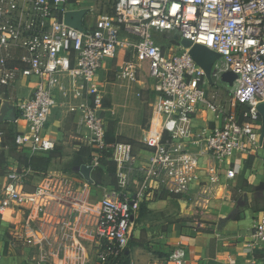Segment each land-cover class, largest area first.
I'll return each mask as SVG.
<instances>
[{
	"label": "built area",
	"instance_id": "obj_1",
	"mask_svg": "<svg viewBox=\"0 0 264 264\" xmlns=\"http://www.w3.org/2000/svg\"><path fill=\"white\" fill-rule=\"evenodd\" d=\"M85 2L0 0V107H17L26 122V131L15 137L22 151L48 154L56 149V141L46 133L58 105L56 94L73 93L81 101V125L89 132L81 143L104 149L109 146L108 129L99 113L97 74L105 62L128 51L129 58L116 67L117 76L128 84H146L138 79L144 73L148 89L156 94L140 154L131 143L109 146L117 185L103 188L95 206L68 200L72 191L62 193L53 187L28 192L31 170L12 169L0 196V215L10 203L42 210L50 200L72 214L90 212L96 218L97 262L105 264L128 251L141 205L151 197L188 196L200 209L210 203L222 173L216 165L203 168L202 158L223 164L236 154L262 148L258 106L264 104V0H116L97 12ZM80 10L87 12L82 30L65 19L67 13ZM92 14L89 20L87 15ZM156 32L169 36L171 44L158 40ZM184 40L219 55L212 83L192 58L191 48L182 47ZM228 72L237 80L228 87L231 103L224 108L218 87ZM24 79H35L28 98L17 94V83ZM232 103L246 108L237 114ZM202 108L216 114L220 125L195 133L193 120ZM90 166L98 168L99 160ZM237 175L234 166L225 173L230 180ZM27 243L32 245L34 239ZM263 245L264 212L251 241L254 248ZM2 259L0 250V263ZM168 261L186 264V251L178 247ZM89 262L84 257L83 263Z\"/></svg>",
	"mask_w": 264,
	"mask_h": 264
},
{
	"label": "rangeland",
	"instance_id": "obj_2",
	"mask_svg": "<svg viewBox=\"0 0 264 264\" xmlns=\"http://www.w3.org/2000/svg\"><path fill=\"white\" fill-rule=\"evenodd\" d=\"M85 1L88 2H85L86 4L92 5L97 12L110 8L116 0ZM87 18L93 19L94 15H87ZM155 35L158 40L171 44L169 36L158 32ZM127 54V52H123L113 63L117 65L127 60L129 58ZM99 76L97 77V92L102 98L99 113L106 122L109 146L117 142L131 143L136 154H140V140L145 131L149 129L153 119L155 94L148 89V85L142 89L143 85L140 83L128 84L127 81L120 79L115 68L109 69ZM138 79L148 81L144 73L138 76ZM21 82L17 83V87L21 86ZM218 88H220L218 91L221 100L219 104L224 108L229 107L231 100L225 92V85L221 84ZM61 96L58 100L59 111L56 114V116H60L56 119L60 134L56 135V149L50 153L54 158L51 159L50 166L45 173L40 171L44 165L43 158L45 157L35 160L30 158V161L29 158L22 157L16 152L17 148L12 142L14 123L11 120L5 122L4 118H7L9 109L0 107V127L9 128L8 138L3 139L0 143V175L5 177L16 160L24 166L30 165L34 171L26 178L28 192L39 187L45 189L53 187L62 193L72 191L71 198H66L68 200L75 201L77 204L95 206L101 196L102 189L112 185L109 170L100 171L98 174L100 183L93 185L81 175L80 168L83 165H91L95 159H98L99 165H101V160L104 158L109 162V165L114 166L111 161L112 149L107 146L103 152H93L84 147L77 138L74 123L79 111L80 100L75 98L73 93H69L67 96L62 93ZM67 102L69 105L65 106ZM231 105L237 114H241L246 108L236 103ZM115 180L117 182L116 168ZM154 199L156 198H153L152 201ZM9 206L8 211L10 212L0 217V247L3 252L1 264H84V257L87 254H95L96 218L90 212L79 211L74 214L72 223L68 224L65 230L60 229L61 223L55 230L56 222L59 219L62 222L65 221L64 208L56 201L45 202L42 210L30 206L18 207L13 203H10ZM214 219L218 220L209 215H202L199 205L190 200L188 202L173 200L168 204L152 205L151 209L146 208L138 221L139 225L130 246L132 255L121 264H143L147 261L148 253L154 252L156 246L171 245L172 243H167L171 226L189 229L193 233L200 230L209 232L212 224L210 221ZM33 231L43 233L46 241L38 248H26L24 241ZM92 264L101 263L93 262Z\"/></svg>",
	"mask_w": 264,
	"mask_h": 264
},
{
	"label": "crops",
	"instance_id": "obj_3",
	"mask_svg": "<svg viewBox=\"0 0 264 264\" xmlns=\"http://www.w3.org/2000/svg\"><path fill=\"white\" fill-rule=\"evenodd\" d=\"M90 20V18H88ZM87 21V19H86ZM90 22V21H89ZM91 23V22H90ZM158 38V37H157ZM127 52L128 51H121ZM120 52V54H122ZM119 54V55H120ZM118 58V57H117ZM116 58V59H117ZM115 60V59H114ZM112 61H107L103 64L102 69L98 72L97 77L99 75H103V73L109 69L115 68L122 63L115 65ZM143 75V74H141ZM100 77V76H99ZM98 79V78H97ZM100 79V78H99ZM142 81V80H141ZM146 84L140 83L143 85V88L147 85L149 81H143ZM21 86L17 87V94L20 98H28L32 87L35 84V79H24L20 83ZM225 92H227L229 85L225 84ZM24 94H23V93ZM153 92V91H152ZM154 93V92H153ZM61 91H58L56 94L57 101L60 100ZM155 94V93H154ZM62 97V96H61ZM156 99V94H155ZM59 102V101H58ZM81 101H79L80 103ZM69 103L65 104L68 106ZM59 103L57 107L54 109V115L51 121L47 125L46 133L53 140H56V135L60 134L58 125L56 124V116L59 111ZM9 114L7 118H4L5 122L11 120L14 124V140L19 132L26 131V122L21 118V113L17 107L12 109L8 107ZM64 112V111H63ZM12 116V117H11ZM217 115L202 108L195 119L193 120L194 132L200 133L203 130L209 131L212 128L219 126L220 122L218 121ZM60 121V119H58ZM75 126H76V134L77 138L81 140L83 137L88 135V130L81 125V118L79 112L75 117ZM61 125V124H59ZM9 128L0 127V143L2 140L8 138ZM15 146L16 144L13 143ZM262 148L256 151H253L249 154H236L230 162H224L223 164H218L211 160V158L204 157L201 160V166L203 168H207L208 166L216 165L220 169V173H222L221 180L219 186L216 188L214 196L211 198L210 203L203 206L201 209L202 215H209L210 217L217 218L211 220L210 225L211 231H194L195 233L189 231V229H180L177 226H171L169 228V244L171 245H158L153 250L154 252L148 253L147 261L143 264H169V256L170 254L177 249L178 247L183 248L186 251V264H264V245L262 247L254 248L251 246L252 241V233L254 227L261 216V213L264 212V142L261 143ZM8 148V147H6ZM16 152L26 158H49L50 153L48 154H35L33 156L29 155L26 150L22 151L18 146H16ZM52 158H54L52 156ZM31 161V159H30ZM13 162V161H12ZM51 161L49 162L48 167L50 166ZM30 165L24 166L15 160L14 165L10 168L7 174L12 169H22L29 168L31 172L29 175L34 173L33 169H31ZM90 166V165H86ZM236 167L238 171V175L234 180L227 179L225 176L226 170L230 167ZM47 167V170H48ZM91 167V166H90ZM46 170V172H47ZM94 169H92L93 171ZM45 173V172H44ZM6 174V175H7ZM28 175V176H29ZM82 175V174H81ZM6 177V176H5ZM5 177L0 175V196L4 189ZM92 178V172H91ZM86 180V179H85ZM94 185V182H93ZM26 190V186H25ZM27 191V190H26ZM133 190H129L131 194ZM165 196V195H164ZM156 198V197H151ZM149 201L148 209H151L152 205H157L160 203H171L173 200L175 201H186L188 202L190 198L186 196V199L183 198H174L168 197L166 199H154ZM191 201V200H190ZM192 202V201H191ZM205 208V209H204ZM65 221L62 222L59 219L56 222L55 230L59 228V224L61 223V230H65L68 224L72 223L73 216L75 213H70V210L64 209ZM8 211L6 214H8ZM0 217H3L0 215ZM139 220V219H138ZM137 220L136 228L139 223ZM96 224V223H95ZM63 226V227H62ZM135 228V230H136ZM134 230V233H135ZM191 233V234H190ZM95 234V231H94ZM40 235V238H39ZM186 235L185 237H182ZM43 236V237H41ZM133 234V238H134ZM29 238L34 239V243L29 245L27 240ZM43 238V239H42ZM165 240V239H164ZM44 241H46L45 235L43 233H39L33 231V233L25 239V247L26 248H38ZM97 243V241H96ZM0 250L1 247H0ZM95 254L89 255L87 254V258H89V264L93 262H97V245L94 247ZM129 255L132 253L127 251ZM158 253V254H156ZM155 255V256H154ZM158 255V256H157ZM257 255V256H255ZM3 261V259H2ZM1 261V263H2ZM0 263V264H1Z\"/></svg>",
	"mask_w": 264,
	"mask_h": 264
},
{
	"label": "water",
	"instance_id": "obj_4",
	"mask_svg": "<svg viewBox=\"0 0 264 264\" xmlns=\"http://www.w3.org/2000/svg\"><path fill=\"white\" fill-rule=\"evenodd\" d=\"M86 10L80 11H71L66 15V23L70 26L82 30L83 28V18L86 15ZM183 48L188 49L191 48L190 54L194 61L200 66L206 74L207 79L210 83H212L211 78V71L213 68L214 63L219 59V55L201 45H193L190 41L184 40L181 42ZM237 80V76L232 73L228 72L222 76V81L229 86H232L234 82ZM258 111L261 115L262 119V128H261V138L260 142H264V104L258 106ZM92 168L90 166L83 165L80 168V173L82 176L89 182L93 183L91 178Z\"/></svg>",
	"mask_w": 264,
	"mask_h": 264
},
{
	"label": "trees",
	"instance_id": "obj_5",
	"mask_svg": "<svg viewBox=\"0 0 264 264\" xmlns=\"http://www.w3.org/2000/svg\"><path fill=\"white\" fill-rule=\"evenodd\" d=\"M107 138H108V134H107ZM13 140H14V135H13ZM15 143V141L13 142ZM107 143L109 144L110 143V140L107 139ZM17 146V145H16ZM86 149H89L90 151H93V152H103L104 149H94V148H91V147H87V146H84ZM55 151V150H54ZM52 151V152H54ZM50 152V153H52ZM50 158V159H49ZM49 158H43L44 159V165L42 166L41 170L42 172H46L47 170V167L49 165V162L51 161L52 159V156L50 155ZM111 160V159H110ZM112 161V160H111ZM112 163L114 164V166L111 164L109 165V162H107V160L104 158L101 160V165H99L98 168H95L93 171H92V180L94 182V185H97L98 183H100V179L98 177V174L100 173V171H105L104 169H106L107 171L109 170V174L111 176V181H112V185L110 186H116L117 185V182L115 180V168H116V165L115 163L112 161ZM167 196H162V198L160 199H166ZM175 198V197H174ZM149 203V200L146 201L145 203H143L141 205V210H140V216H139V219L141 218V216H143L144 212L146 211V208H147V205ZM139 221V220H138ZM133 243V239L132 241L130 242V245L128 247V251L130 250V246L131 244ZM129 253L125 252L122 254V256H120V258H117L116 260H112L111 262L109 263H105V264H121V262H124L126 261L128 258H129ZM257 256V255H255Z\"/></svg>",
	"mask_w": 264,
	"mask_h": 264
}]
</instances>
